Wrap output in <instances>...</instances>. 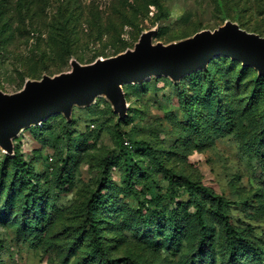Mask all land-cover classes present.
<instances>
[{
	"label": "rangeland",
	"instance_id": "obj_1",
	"mask_svg": "<svg viewBox=\"0 0 264 264\" xmlns=\"http://www.w3.org/2000/svg\"><path fill=\"white\" fill-rule=\"evenodd\" d=\"M228 20L264 37V0H0V90L134 49L147 31L167 45ZM210 68L126 84V121L100 97L70 125L26 130L15 144L49 181L38 205L0 149V264H264V78L224 58ZM189 182L225 200L235 235Z\"/></svg>",
	"mask_w": 264,
	"mask_h": 264
},
{
	"label": "water",
	"instance_id": "obj_2",
	"mask_svg": "<svg viewBox=\"0 0 264 264\" xmlns=\"http://www.w3.org/2000/svg\"><path fill=\"white\" fill-rule=\"evenodd\" d=\"M157 29L144 32L134 49L114 57L83 65L71 62V70L40 80H27L24 87L6 94L0 90V149L15 156V141L28 129L63 115L72 119L75 108H86L104 97L120 120L128 116L129 105L123 87L142 84L156 77L178 83L184 77L205 70L218 57L238 61L264 76V37L226 21L214 31L204 30L170 44H153Z\"/></svg>",
	"mask_w": 264,
	"mask_h": 264
},
{
	"label": "trees",
	"instance_id": "obj_3",
	"mask_svg": "<svg viewBox=\"0 0 264 264\" xmlns=\"http://www.w3.org/2000/svg\"><path fill=\"white\" fill-rule=\"evenodd\" d=\"M156 6L158 7V4H156ZM240 27L243 30H245L241 25H240ZM248 32H250V31H248ZM250 33H253V32H250ZM255 34H257V33H255ZM260 36L263 37L262 35H260ZM190 37H192V36H190ZM190 37H187V38H190ZM187 38H185V39H187ZM185 39H183V40H185ZM179 41H181V40H179ZM176 42H178V41H176ZM219 58H224V59L231 60V59L225 58V57H218L216 59H219ZM213 61L210 62V64L208 65V67L205 70L198 71V72H206L207 73L211 69L210 66H211V64H212ZM231 61L234 62V63L241 64V66L244 69H253V68H249V67H244L243 64L240 63V62H238V61H233V60H231ZM253 70L257 73V77H258V79H256V83L255 84H256V86L259 87V85L261 84V80H262V78H264V76H260L255 69H253ZM198 72H196V73H198ZM192 74H195V73H192ZM192 74H190V75H192ZM29 80H35V79H29ZM181 81L178 82V83H175L173 81L172 82L175 85H179L181 83ZM96 103H97V100H96L95 104H93L92 106H89V107H86V108H83V109L91 108L94 105H96ZM129 110H130V107H129ZM129 110H128V116L125 118V120H121V121L128 120V118H129ZM73 113H74V111H73ZM58 116H62L63 120L68 125H70L72 122L75 121V118H73V115H72V119L70 121H67L64 118L63 115H58ZM51 119L52 118H50L46 122H43L41 126L33 127V128H30V129H36L39 132V136H40V135L43 134V131L45 130V127H46L47 122L50 121ZM15 147L16 148H15V156L14 157L8 156L7 154H5L3 152L2 153L4 155H6L10 159V163L14 166V169H15V173H16L17 178L21 182H23V184L25 185V188H26V199H28V202L30 204H33V205H38V204H40V201L43 200V198L48 193L49 187L48 186H45V185L47 183H49V181L48 180H46V181L42 180L39 177V175L35 172V168H34L33 164H31L30 162H28V161H26L25 159L22 158V154L19 152L18 145L17 144H15ZM70 155H73V152L72 151H70ZM72 159H73V157L69 156L66 161H72ZM69 174H70V177H68V179H72L71 173H69ZM187 188H188V190L191 193H194V194H202L203 196H205L210 201V203H212L213 205H216L218 207V209H219V214H220V217H222V219H223V222L225 224V227L230 231V233L232 235H235L234 228L229 224V221H228V218L226 217V215L224 213H222V209L227 205V203L225 202L224 199L216 196L211 190H209V189H207L205 187H202V186H197L194 183H190L189 182L187 184ZM104 200H105V196H103V194H100V195L96 194L93 197L91 203L92 204H94V203H101V202L104 203ZM202 231L200 232V238H201V240L198 243V249L199 250H203L204 247H205V237H206L205 235H206V233H205V231H203V232ZM232 239L233 240L231 241V246H233L235 244V240H234L235 237L232 238ZM93 254H97V251L94 250L93 251Z\"/></svg>",
	"mask_w": 264,
	"mask_h": 264
},
{
	"label": "built area",
	"instance_id": "obj_4",
	"mask_svg": "<svg viewBox=\"0 0 264 264\" xmlns=\"http://www.w3.org/2000/svg\"><path fill=\"white\" fill-rule=\"evenodd\" d=\"M42 125V124H41ZM41 125H39V126H41Z\"/></svg>",
	"mask_w": 264,
	"mask_h": 264
}]
</instances>
